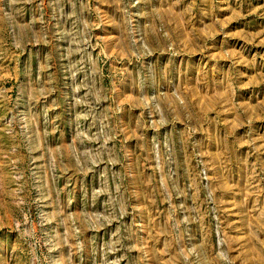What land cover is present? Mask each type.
Instances as JSON below:
<instances>
[{"label": "rangeland", "instance_id": "1", "mask_svg": "<svg viewBox=\"0 0 264 264\" xmlns=\"http://www.w3.org/2000/svg\"><path fill=\"white\" fill-rule=\"evenodd\" d=\"M0 264H264V0H0Z\"/></svg>", "mask_w": 264, "mask_h": 264}]
</instances>
